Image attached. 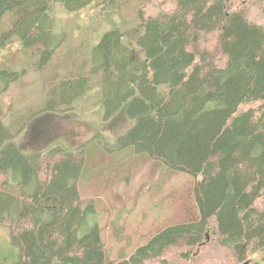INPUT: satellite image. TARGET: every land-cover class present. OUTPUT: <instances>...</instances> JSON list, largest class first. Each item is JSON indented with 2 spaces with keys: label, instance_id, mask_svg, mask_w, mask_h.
<instances>
[{
  "label": "trees",
  "instance_id": "trees-1",
  "mask_svg": "<svg viewBox=\"0 0 264 264\" xmlns=\"http://www.w3.org/2000/svg\"><path fill=\"white\" fill-rule=\"evenodd\" d=\"M88 9L104 31L74 46L69 17ZM31 73H47L46 95L20 107L11 88ZM90 96L103 120L125 108L132 121L110 153L133 147L196 179L199 219L113 260L79 186L102 135L33 153L16 142ZM0 227L13 250L0 264L264 261V0H0Z\"/></svg>",
  "mask_w": 264,
  "mask_h": 264
},
{
  "label": "rangeland",
  "instance_id": "rangeland-1",
  "mask_svg": "<svg viewBox=\"0 0 264 264\" xmlns=\"http://www.w3.org/2000/svg\"><path fill=\"white\" fill-rule=\"evenodd\" d=\"M163 5L166 9L170 7ZM90 10L77 16L80 21L67 19L76 35L74 46L87 39L88 34L90 37L98 34V40L104 31L98 29L102 28L100 21L92 20ZM94 21H97L95 26L86 27ZM44 74L47 75L31 73L12 86L11 93L18 98L16 104L25 107L42 102L46 95V89L41 86ZM96 102L97 97L90 96L78 100L75 110L39 114L22 129L16 142L25 152L33 153L59 141L73 147L84 144L96 134L102 135V141L90 145L86 153L89 163L79 179V186L84 197L95 201L96 214L91 215V220L99 222L107 257L113 260L122 252L129 256L170 224L192 222L201 215L195 200V176L137 154L133 147L110 153L113 147L109 144L122 135L132 121L125 108L111 119L103 120L101 107ZM12 251L8 230L0 227V255ZM262 257L261 253H256L239 264H264Z\"/></svg>",
  "mask_w": 264,
  "mask_h": 264
}]
</instances>
